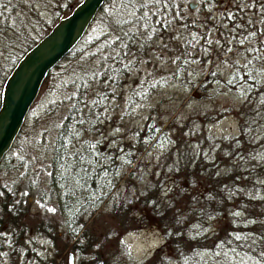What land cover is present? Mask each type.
I'll use <instances>...</instances> for the list:
<instances>
[{"label":"trees","instance_id":"obj_1","mask_svg":"<svg viewBox=\"0 0 264 264\" xmlns=\"http://www.w3.org/2000/svg\"><path fill=\"white\" fill-rule=\"evenodd\" d=\"M78 1L0 0V87L19 56ZM37 3L51 7L49 19L39 14ZM95 19L104 32L82 35L45 73L39 87L49 83L54 95L33 122L42 126V142L52 127L39 196L54 202L70 248L79 259L88 254L89 264H134L127 254L102 249L110 236L118 234L119 241L121 233L153 220L163 242L138 264H264V0H104ZM194 39L203 49L189 55L209 65L197 83L200 95L219 90L218 84L239 92L237 132L208 135L206 153L201 144L192 150L187 139L184 148L177 142L181 161L171 163L173 182L162 188L166 173L160 170L134 200H119L106 227L111 233L97 240L83 217L94 214L114 196L123 176L132 174L142 143L157 132L169 137L156 123H144L134 129L135 146L104 144L97 135L104 130L109 99L129 76L137 81L128 104L147 99L174 76L154 69L157 59H164L160 65H190L185 50ZM26 124L24 119L17 133ZM23 166L8 150L0 159V250L25 237V209L14 200L21 175L12 179ZM35 227L54 239V226L36 220Z\"/></svg>","mask_w":264,"mask_h":264},{"label":"rangeland","instance_id":"obj_2","mask_svg":"<svg viewBox=\"0 0 264 264\" xmlns=\"http://www.w3.org/2000/svg\"><path fill=\"white\" fill-rule=\"evenodd\" d=\"M36 7L45 19L51 17L50 6L37 3ZM190 8L196 9L197 4ZM90 23L82 34L84 39L104 32L101 20L95 19ZM196 43L199 44L197 47ZM190 44L191 46L185 50L188 53L185 56L190 59V65L187 63L183 66L171 63L172 61L167 64L164 61V65H160L163 58L157 59L156 56L151 58L149 65H153V59L158 60L154 69H157L159 73L161 69H164L173 73L174 76L166 83L159 85L147 99L142 101L138 97L135 103L128 104L126 99L132 97L130 89L134 88L137 81V78L132 76L126 78L122 86L109 99L108 110L105 112L104 130L97 135L104 144L111 146L117 142H125L130 147L135 146L137 140L133 133L134 129H143L144 123H156L159 131L165 130V135L169 137H159V132H157L150 143H142L136 162L130 168L132 174L123 176L120 186L113 191L114 196L102 204L94 214L83 217L87 220V227H90L94 236L97 235V240L111 233L109 227L106 229L107 225L112 224L111 207L119 200H134L141 194L140 191L145 182L150 177L156 176L160 170H162L161 174L166 173L162 188H168V185L175 179V175L170 170L171 163L181 161V159L178 160L176 151L179 147L184 148L183 139L188 140L187 146L192 150L197 149L199 144L205 146L202 152L206 153L207 146L211 143V139L207 138L208 135L213 134L219 137L223 134L233 135L237 132L236 108L240 99L239 92L228 91L218 84L215 86L220 87L219 90L209 88L201 96L197 83L204 69L209 67L208 60L201 61L198 57V51L203 49L199 39H194ZM191 53H198V55L191 57L189 55ZM214 62L217 60L215 59ZM142 67L145 69V64ZM51 88L49 83L38 88L24 117L27 124L22 126L21 131L15 135L8 148L11 157L22 159L24 164L17 170V174H13L12 179H15L18 174L21 175L14 200L20 201L25 209L27 225L23 239L18 237L21 239H17L11 246L6 245L5 249L0 250V264H67L69 250L73 252V264L90 263L88 254L82 255L79 259L70 248L72 241L63 234V228L60 226L61 216L54 202L46 198L42 200L39 196L46 182L48 154L44 152V147L46 142L48 144L52 127H48L44 142H42L43 138L40 136L42 126L38 124L35 127L33 122L53 97ZM56 94L60 97V93L56 92ZM137 95H140L139 91ZM174 137L177 138L176 141ZM146 139H142L143 142ZM177 142L180 143L176 145ZM170 146L175 149H172L173 153L169 151ZM26 167H29L28 170ZM36 220H42L54 226V239L42 235L36 227L33 228ZM117 235L114 234L108 238L106 249H102L103 253L109 251L123 258L127 254L134 264L143 262L163 242L161 231L153 220L121 233L119 241L115 239ZM21 243L24 246L20 247ZM206 257L214 258L211 253H206ZM245 263L255 264L251 261Z\"/></svg>","mask_w":264,"mask_h":264},{"label":"water","instance_id":"obj_3","mask_svg":"<svg viewBox=\"0 0 264 264\" xmlns=\"http://www.w3.org/2000/svg\"><path fill=\"white\" fill-rule=\"evenodd\" d=\"M104 0H79L28 47L15 61L0 87V159L20 128L45 73L84 33ZM196 3L189 2L193 7ZM73 264V252H67Z\"/></svg>","mask_w":264,"mask_h":264}]
</instances>
